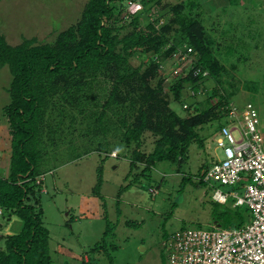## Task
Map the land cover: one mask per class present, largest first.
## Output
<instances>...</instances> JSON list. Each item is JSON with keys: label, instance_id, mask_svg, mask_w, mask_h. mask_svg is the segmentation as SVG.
<instances>
[{"label": "trees", "instance_id": "16d2710c", "mask_svg": "<svg viewBox=\"0 0 264 264\" xmlns=\"http://www.w3.org/2000/svg\"><path fill=\"white\" fill-rule=\"evenodd\" d=\"M130 1H140L143 9L129 13ZM149 1H156L158 6L162 3V0H89L81 20L60 32L51 43L39 44L32 38L14 46L0 34V72L9 67L12 75L7 88L11 102L3 115L13 145L10 175L0 176L3 216L0 228L14 216L22 221L19 232L5 236V247H0V264L53 262L50 231L44 225L39 199L43 181L37 184L45 176L38 170L43 157L35 140L48 128L50 133L68 126L76 129L79 139L87 141L90 136L99 135L98 151L103 152L135 144L131 168L144 164V172H151L158 163L183 165L194 142L204 146L199 129L218 121V134L224 125L233 97L224 88L225 67L215 55L219 47L207 35L201 15L194 14L196 6L162 4L159 16L153 19L156 15L152 14L153 4L149 6ZM163 18L168 19L160 24ZM175 34L179 38L175 39ZM180 45H185V49H180ZM175 55L179 56L177 65L185 62L184 55L194 57L187 75L178 76L170 86L173 100L184 107L186 117L171 107L165 93V77H159L161 62ZM133 59L140 63L132 65ZM208 80L216 81L217 85L207 107L191 113V107L183 99L185 86L190 84L199 90ZM147 132L158 137L153 152L148 154L142 151ZM208 169V165H203L198 174L205 186L203 176ZM103 173L100 166L97 191L103 185ZM192 179L185 175L181 187ZM212 205L213 218L222 228L243 227L250 218L249 208L235 207L233 199L226 205L213 200ZM177 206L175 202L168 218ZM106 235L105 241L109 225ZM169 236L167 233L165 238ZM107 247L101 245L98 249L104 250L109 264H115ZM117 248L111 246L112 250ZM163 254L166 257L165 251Z\"/></svg>", "mask_w": 264, "mask_h": 264}, {"label": "rangeland", "instance_id": "374dc122", "mask_svg": "<svg viewBox=\"0 0 264 264\" xmlns=\"http://www.w3.org/2000/svg\"><path fill=\"white\" fill-rule=\"evenodd\" d=\"M88 2L2 0L0 34L14 46L32 38H36L39 44L54 42L60 32L81 20ZM136 2L131 6L129 4V13L143 7L141 2ZM155 2L149 1V6L153 4L152 14L156 15L152 16L153 19L159 16L162 4L196 6L194 14L201 15L207 35L219 47L220 52L215 55L225 67L226 93L233 97L234 104L239 108L247 105L256 108L264 138V0H162L159 6ZM170 15L167 17L170 18ZM123 16L125 14L121 15L122 19ZM168 18L161 19L160 24ZM177 35L175 39L179 38ZM179 47L185 49L186 46ZM178 58L175 55L162 61L159 77H165V93L171 107L186 117L188 113L173 100V93L170 92L176 78L186 76L190 69V61L177 65ZM139 63L138 59L132 60L134 66ZM11 81L9 67L3 68L0 72V153L5 154L0 157L2 177L10 175L13 150L8 123L3 115L4 108L11 102L7 92ZM216 85V81L208 80L199 90L193 89L190 84L185 86L183 99L191 107V113L207 107ZM218 127L219 122L214 121L199 129L204 146L194 142L189 159L183 165L158 163L151 172H144V164L131 168L135 144L119 151L103 152L98 151L99 135L90 136L88 141L82 140L73 128L68 129V133L67 129L49 133L48 128V132L38 135L35 140L43 157L38 170L45 174L39 199L44 225L50 231L52 264H109L104 250L98 249L101 245L108 246L115 264H169L163 254L167 233L173 234L182 228L208 229L219 225L213 218V191L208 184H201L198 176L203 165L209 168L213 162L224 158L223 150L217 146ZM157 138L147 132L143 137L142 151L147 154L153 152ZM100 166L104 168L103 185L97 191ZM185 175L193 179L182 188ZM136 178H139L138 181ZM249 182L243 179L235 187L215 184L228 193L236 189L241 191V185ZM175 202L178 206L173 216L168 218ZM0 218L3 222L2 214ZM14 220L8 230L6 226L10 223L1 229L2 248L5 247V234L12 235L21 230L22 221L18 217ZM134 222L138 225L128 224ZM108 225L109 235L105 241ZM113 245L118 248L112 250Z\"/></svg>", "mask_w": 264, "mask_h": 264}, {"label": "built area", "instance_id": "2783aa9c", "mask_svg": "<svg viewBox=\"0 0 264 264\" xmlns=\"http://www.w3.org/2000/svg\"><path fill=\"white\" fill-rule=\"evenodd\" d=\"M188 57L182 59L191 64ZM259 127V113L253 105L239 108L232 102L217 134V146L224 158L213 162L203 176L213 190L214 201L226 205L233 199L235 207L247 206L249 220L240 228L212 225L208 229L182 228L170 234L164 243L169 264H264V138ZM243 179L250 182L240 184L241 191L225 193L215 184L235 187ZM44 180L41 176L37 184Z\"/></svg>", "mask_w": 264, "mask_h": 264}, {"label": "crops", "instance_id": "0c3cea01", "mask_svg": "<svg viewBox=\"0 0 264 264\" xmlns=\"http://www.w3.org/2000/svg\"><path fill=\"white\" fill-rule=\"evenodd\" d=\"M9 138V137H8ZM4 141H5V138H4ZM1 148V147H0ZM2 150V149H1ZM3 155H5V154H3V153H0V157H3ZM14 218H15V216L12 218V220L9 222L10 224L9 225H7L6 227V230H8L9 228H10V226L12 225V223L14 224L15 223V221L16 220H14ZM0 223H1V218H0ZM5 235H10V234H5ZM1 236H2V231H1V228H0V238H1ZM1 240V239H0Z\"/></svg>", "mask_w": 264, "mask_h": 264}, {"label": "clouds", "instance_id": "9594fccd", "mask_svg": "<svg viewBox=\"0 0 264 264\" xmlns=\"http://www.w3.org/2000/svg\"><path fill=\"white\" fill-rule=\"evenodd\" d=\"M139 2H140V1H139ZM133 4H137V2H136V1H130V6L133 5ZM142 5H143V4H142ZM140 9H143V7L140 8ZM140 9H137V11H139ZM137 11H135V12H137ZM135 12H134V13H135Z\"/></svg>", "mask_w": 264, "mask_h": 264}]
</instances>
